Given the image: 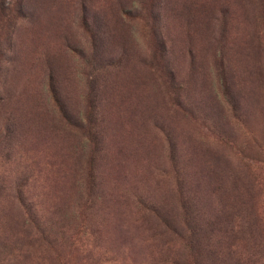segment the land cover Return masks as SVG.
I'll list each match as a JSON object with an SVG mask.
<instances>
[{"label": "rangeland", "instance_id": "obj_1", "mask_svg": "<svg viewBox=\"0 0 264 264\" xmlns=\"http://www.w3.org/2000/svg\"><path fill=\"white\" fill-rule=\"evenodd\" d=\"M0 264H264V0H0Z\"/></svg>", "mask_w": 264, "mask_h": 264}, {"label": "trees", "instance_id": "obj_2", "mask_svg": "<svg viewBox=\"0 0 264 264\" xmlns=\"http://www.w3.org/2000/svg\"><path fill=\"white\" fill-rule=\"evenodd\" d=\"M245 217H248V216H245ZM188 224H189V222H188ZM189 229H191L192 232H193V235L196 236V237L198 238V234H197L196 229H195L193 226H192V227H189ZM200 236H201V235H199V237H200ZM194 241H197V239L194 240Z\"/></svg>", "mask_w": 264, "mask_h": 264}]
</instances>
